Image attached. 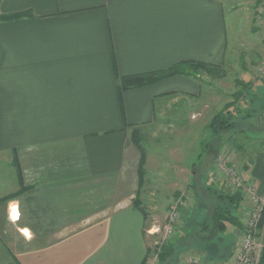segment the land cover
I'll return each mask as SVG.
<instances>
[{
  "label": "crops",
  "instance_id": "obj_1",
  "mask_svg": "<svg viewBox=\"0 0 264 264\" xmlns=\"http://www.w3.org/2000/svg\"><path fill=\"white\" fill-rule=\"evenodd\" d=\"M223 4L0 0V14L30 13L0 19V153L9 160L15 151L23 181L15 197L1 200L19 189L9 160L15 182L0 193V239L8 246L9 226L29 241L27 249L14 244L12 258L20 264L148 263L144 216L132 204L140 189L141 158L133 129L161 123L160 114L200 97L202 88L198 74L125 88L121 113L119 78L179 61L222 65L228 44ZM174 119L184 120V126L167 139L180 159L186 149L190 154L182 140L196 139L191 129L196 119L182 113ZM230 141L226 137L220 143ZM215 153L207 178L231 191L215 173ZM231 160L264 195L263 152L253 161L241 155L240 146H232ZM149 161L146 155L145 171ZM182 178L178 189L193 187L189 175ZM247 207L243 198L240 221Z\"/></svg>",
  "mask_w": 264,
  "mask_h": 264
},
{
  "label": "rangeland",
  "instance_id": "obj_2",
  "mask_svg": "<svg viewBox=\"0 0 264 264\" xmlns=\"http://www.w3.org/2000/svg\"><path fill=\"white\" fill-rule=\"evenodd\" d=\"M222 1L224 3L228 44L221 73L217 72L212 75L203 70L195 71L194 74H198L202 88L199 94L200 97L195 100L191 99L188 103L178 102V107L170 108L168 112L163 113L164 115L160 114L158 116L162 120L161 123L156 122L146 129H140L142 139L140 143L145 149L150 163L146 168L140 189L134 195L132 201H135L144 209L146 219L149 222L145 228L144 238L150 249L148 252L150 257L157 253L162 243L161 230L170 204L176 198L180 197L182 199L179 209L182 225L171 240L176 241L179 236H184L183 240L185 242L182 240L177 241L169 264H181L185 254H199L200 252L194 244L186 242V240H191L193 236L187 234H193L198 223L209 213L206 201L209 200L211 205V202L215 200L214 194L205 185H215L225 190L223 185L207 178V173L211 171L212 166L211 155L216 152L213 158V164H215V157L224 148L231 155L232 146H240L241 155L253 161L259 152L264 154V110L260 106L264 98V0ZM246 85H251V91L245 92L242 97L236 99L232 106L234 109H230L235 115L236 121L241 124L236 129L237 134L232 135L228 145L220 144L215 148L208 145L213 137L210 135L207 123L227 103L236 98L233 94L235 91L244 90ZM190 111L196 113L191 115ZM180 113L186 117L196 119V123L191 128L196 133V139L187 140L185 138V140H182V142L189 145L190 154L186 149L187 154H183L182 158L179 159L176 154L173 155V141L167 139V136L172 133L180 134L179 128L184 126V120L174 119ZM228 135L225 136L228 138ZM192 151L196 152V158L193 156ZM3 154L0 153V193L8 190L9 186H12L10 183L13 182L14 184L15 182L12 164H9L12 157L9 161ZM230 163H233L232 160ZM235 167L241 172V167L238 165H235ZM192 172H194V175H190ZM215 173L219 174V171L215 169ZM184 175H189L190 178L187 182L192 184L193 188H196V193L188 185L178 189V186L183 185L184 179L182 177ZM223 181L227 183L224 178ZM201 193L204 196H195ZM244 215H246V211ZM240 222V228H237L239 230L236 229V232H240L242 229V221ZM7 227L8 246L0 239V264H20L11 255L15 247L14 244L27 249L29 241L22 234H15L11 227ZM150 227H158L159 232L152 234L147 232ZM154 228L152 231H154ZM221 235L226 243L234 242L233 227L231 225L228 224ZM257 236L264 243L263 212L257 227ZM40 238L45 240L44 238L49 237ZM206 252L204 251V254H207ZM208 257H216V255L214 252H208Z\"/></svg>",
  "mask_w": 264,
  "mask_h": 264
},
{
  "label": "trees",
  "instance_id": "obj_3",
  "mask_svg": "<svg viewBox=\"0 0 264 264\" xmlns=\"http://www.w3.org/2000/svg\"><path fill=\"white\" fill-rule=\"evenodd\" d=\"M29 12H17V13H10V14H0V19L3 20H11L16 19L21 16L29 15ZM190 68V70H189ZM222 65H211L204 62L199 61H179L172 66L161 69L157 71H148L143 73H137L132 75L121 76L119 78V85H118V103L120 106L121 113L123 112L122 107V100H121V92L125 88L141 86L145 84L152 83L154 81L174 76V75H192L195 71L203 70L207 74H214V73H221ZM251 85L244 86V90L239 89L235 91L233 94L236 98L229 103H227L222 110L218 111L207 123V128L210 131V135L213 137L208 145H212L214 148L222 143V140L225 135H228V138L231 140L233 132H236L237 127L241 124L238 123L235 119V115L230 110L234 105L236 99L242 97L245 92H250ZM261 109L264 110V98L261 101ZM133 142L138 147L141 153V158L138 167V178L139 184L141 185L143 181V177L145 175V149L141 145V136L140 130L133 129ZM226 140V139H225ZM221 142V143H220ZM207 145V144H205ZM207 145V146H208ZM216 158V157H215ZM231 161V160H230ZM11 164L15 169V174L17 181L19 183V189L11 194L5 195L1 198V200H7L10 198L15 197L19 190L23 188V181H22V173L20 169L19 161L16 157L15 151L12 150V160ZM214 194V202L209 204V200H207V209L208 214L198 223L197 228L193 231L191 240H186V242H190L197 247L199 250V254L202 255L206 260L212 261H222L228 258L232 249L231 244H228L224 241L223 236L221 235L227 228V225H231L232 227L240 228V220L238 216V209L240 204L243 200V194L239 191H226L223 190L221 187L218 188L215 185H205ZM193 188V187H192ZM205 189V188H204ZM208 189V190H209ZM207 190V189H206ZM196 191V188H193V192ZM204 196L201 194H196L195 196ZM208 199V196L206 197ZM134 207L138 208L143 216H144V224H143V234L145 236V228L148 226L149 222L146 219V215L144 209L137 204L135 201H132ZM264 214V210H263ZM179 234V233H178ZM184 236H179L176 241L168 239L161 243L159 249L157 250V262L158 264H169L170 257L172 258L173 251L177 241H184ZM185 242V241H184ZM209 249L207 252L206 250ZM150 251L149 246L147 244V254ZM204 251L208 254L215 253L216 257H208L207 254H204ZM217 251V252H215ZM146 263V259L142 262V264Z\"/></svg>",
  "mask_w": 264,
  "mask_h": 264
},
{
  "label": "built area",
  "instance_id": "obj_4",
  "mask_svg": "<svg viewBox=\"0 0 264 264\" xmlns=\"http://www.w3.org/2000/svg\"><path fill=\"white\" fill-rule=\"evenodd\" d=\"M231 155L226 148L215 158V168L227 180L232 192L239 191L248 202L246 215L242 219V229L237 234L234 247L227 259L222 261L206 260L202 255L187 253L182 258L181 264H260L264 243L257 236V227L264 210V195L259 194L251 183L242 177L241 172L230 163ZM182 199L176 198L170 204L165 223L161 230V242L172 238L182 225L180 206ZM150 227L147 232H159V228ZM147 264H158L157 254H153Z\"/></svg>",
  "mask_w": 264,
  "mask_h": 264
},
{
  "label": "bare ground",
  "instance_id": "obj_5",
  "mask_svg": "<svg viewBox=\"0 0 264 264\" xmlns=\"http://www.w3.org/2000/svg\"><path fill=\"white\" fill-rule=\"evenodd\" d=\"M12 217L16 218L18 217V213L16 210L13 211ZM28 236V234H26ZM29 237V236H28Z\"/></svg>",
  "mask_w": 264,
  "mask_h": 264
}]
</instances>
